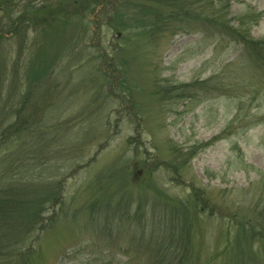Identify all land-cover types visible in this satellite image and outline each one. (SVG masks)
<instances>
[{"label": "rangeland", "instance_id": "374dc122", "mask_svg": "<svg viewBox=\"0 0 264 264\" xmlns=\"http://www.w3.org/2000/svg\"><path fill=\"white\" fill-rule=\"evenodd\" d=\"M74 1L0 0V183L58 189L24 243L28 264H264L250 208L264 180V62L197 7L181 26L140 30L116 8L144 0L83 13ZM245 14L264 39V0H232L230 17ZM182 202L183 262L170 217Z\"/></svg>", "mask_w": 264, "mask_h": 264}, {"label": "trees", "instance_id": "16d2710c", "mask_svg": "<svg viewBox=\"0 0 264 264\" xmlns=\"http://www.w3.org/2000/svg\"><path fill=\"white\" fill-rule=\"evenodd\" d=\"M103 1L105 0H75L73 5L80 7V11L82 13L85 11L92 12ZM148 1H151V3L146 4V0H144V4H133L135 7L132 5L131 7L126 6L120 7L119 9L116 8V11L118 12L116 15L120 18L119 20H121V24L125 26L127 20H133L135 29L145 30L152 27L153 29L159 27H171L174 25V22H180L177 24L178 27L182 25L181 23L187 21L185 18H191L190 11L192 12V10L197 7L199 9V13L196 16L198 21H202L207 27L216 29V33L220 32L225 36H229L234 40L244 43L246 48L248 47L251 51H253L252 53L255 57H257L258 62H264V39L253 38L250 28L247 26L249 21H255V23H257L258 17L253 14H245L236 15L232 19V17H230L232 0ZM191 6L192 10H190ZM36 11L46 12V9L43 6L38 10L36 9ZM138 15H140V17H138ZM19 18L17 20H19ZM231 19L232 21H238L236 26H233L234 23H232ZM12 22L15 23V20L13 19ZM188 27H190V25ZM180 28L176 29L175 27V30ZM189 86L190 84L183 86L182 92H187ZM24 120L20 119L19 123L15 122V124H10L7 130L14 133L8 134L4 131L2 132L7 135L4 136L5 143L14 138L18 139L17 136L24 130V128L26 129V123H28L26 118H24ZM38 121L39 115L36 120H33V122ZM33 155L34 152H32V156ZM260 173L262 175L264 172ZM263 177L264 174L261 178ZM25 181V179L23 181H19V184L11 182L8 185H6V183H0V264H28L27 258L29 257L31 253L30 250H32V248H26L24 243L27 242L28 237L30 238L33 235L32 232L36 231L39 225L43 223L42 215L46 207L45 205L47 203L54 204V202H57L58 200V189L55 188V185L51 184L50 189L45 191L37 186L33 187L32 185L27 186V184H23ZM262 181L263 182L260 184L262 185V189L258 196V202L253 204L250 208H253L252 212L254 216H256L255 218L260 217L264 219V180ZM26 188H28L27 190L30 189L32 192L31 199L28 200L23 193V190ZM182 203L184 204L183 207L185 211L181 212V208L176 209V205V211L171 213L170 217L174 222H176L179 218L182 219L180 228L183 230L184 235L181 234L179 237L173 236V238L176 241L179 239V242L181 241L185 243L186 248L183 246L185 248V255L181 258V261L183 262L184 259H187L186 253L189 251L190 235L187 232L189 226L187 223H184L188 216V206L184 202ZM172 226L173 225L171 224V227ZM237 226L246 227L245 218L239 219ZM250 229L253 233L250 234V239H248V241L250 240L251 244H253L255 242V238L260 239L261 237L259 229H256L255 226ZM180 246L182 245L179 244L176 247Z\"/></svg>", "mask_w": 264, "mask_h": 264}, {"label": "water", "instance_id": "95a60500", "mask_svg": "<svg viewBox=\"0 0 264 264\" xmlns=\"http://www.w3.org/2000/svg\"><path fill=\"white\" fill-rule=\"evenodd\" d=\"M142 173V169H139L135 173V177H138Z\"/></svg>", "mask_w": 264, "mask_h": 264}]
</instances>
